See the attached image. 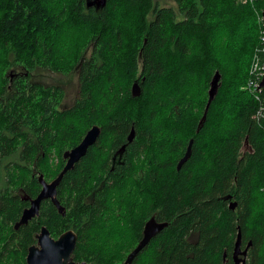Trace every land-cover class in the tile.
Here are the masks:
<instances>
[{"label": "trees", "instance_id": "obj_1", "mask_svg": "<svg viewBox=\"0 0 264 264\" xmlns=\"http://www.w3.org/2000/svg\"><path fill=\"white\" fill-rule=\"evenodd\" d=\"M173 1L175 7L106 0L96 8L86 0H0V177H6L0 181L36 196L37 176L54 179L64 151L92 125L101 128L57 187L63 205L74 202L71 215L61 216L46 200L39 216L16 231L27 203L11 188L0 195L7 263L25 257L45 226L54 236L77 233L76 262L121 264L133 249L132 166L144 154L159 201L153 212L168 226L131 264H235L238 231L243 245L251 242L244 264H264V115L256 98L264 91L241 89L254 51L264 59L258 44L264 0ZM17 66L28 75L36 66L76 71L73 104L58 109L59 85L28 75L8 79L7 69ZM216 71L220 86L197 131ZM132 127L138 143L136 137L127 143ZM190 138L191 155L177 169ZM91 192L93 201L84 204ZM190 230L199 234L194 244L186 239Z\"/></svg>", "mask_w": 264, "mask_h": 264}, {"label": "water", "instance_id": "obj_2", "mask_svg": "<svg viewBox=\"0 0 264 264\" xmlns=\"http://www.w3.org/2000/svg\"><path fill=\"white\" fill-rule=\"evenodd\" d=\"M94 1L96 8L105 5L106 0H86V5H91ZM261 20L264 26V7L261 9ZM220 74L216 71L210 81L208 89V99L205 105L202 116L199 119L197 125V131L202 127L206 119L208 108L217 94L218 88L220 86ZM260 88L264 91V74L259 84ZM141 93L140 85L137 81H134L131 86V95L133 97L139 96ZM101 133V128L98 125H92L84 134L81 141L74 147L64 151L62 157L65 161L62 169L58 175L52 179L50 182L45 181L43 175L38 176V182L41 185V190L38 195L30 200V206L25 208L19 218V220L14 224V228L17 229L21 225H25L28 221L39 214L40 204L45 199H50L51 202L56 206L58 212L64 215V208L60 205L57 197L56 191L57 186L61 182L63 176L71 169L74 168L75 163H77L87 152L88 148L92 146L98 139ZM134 137V128L130 129L127 136V143H130ZM126 143V144H127ZM193 139L190 138L182 157L178 160L176 168L179 167L189 159L191 155ZM247 143V139H246ZM126 144L120 147V151H123ZM231 196L227 195L222 197L224 200H230ZM237 203L235 201H229V209H235ZM168 225L167 222H156L154 219L149 220L143 231V238L140 243L126 256L125 260L121 264H131L133 259L137 256L139 251L149 242V240L160 230ZM38 240V246L31 245L28 248V253L26 255V264H80L74 261L72 254L76 246L77 236L72 230L63 232L57 239H53L49 235V231L45 226H42L40 233L36 235ZM251 242L241 250V234L240 231L237 232V236L234 242L232 258L235 264H242L246 261V255ZM225 255V253H224ZM241 255L242 257L238 258Z\"/></svg>", "mask_w": 264, "mask_h": 264}, {"label": "flooded vegetation", "instance_id": "obj_3", "mask_svg": "<svg viewBox=\"0 0 264 264\" xmlns=\"http://www.w3.org/2000/svg\"><path fill=\"white\" fill-rule=\"evenodd\" d=\"M85 1V0H84ZM93 3L89 6H94L95 7V3L94 1H92ZM36 67H40V66H36ZM35 67V68H36ZM16 68H20L22 70H24V73L23 74H20V73H17L16 71ZM34 68V69H35ZM12 67L9 68V70L6 71V76L8 77V79L10 80H13L15 77H18V76H24V75H28V73L26 72L25 68H23L22 66H17V67H13V70L15 73L12 72ZM33 69V70H34ZM32 70V71H33ZM32 71L29 73L28 77L29 79L33 76L32 74ZM31 81V80H30ZM34 82V81H32ZM34 83H38V84H41L39 82H34ZM43 85V84H42ZM45 86H50V85H45ZM1 99V98H0ZM135 133H134V137H133V140L135 139ZM136 141L138 143L139 141V137H136ZM185 151V150H184ZM183 151V153H184ZM182 153V155H183ZM182 155H180L176 161V165H177V162L178 160L182 157ZM64 160V159H63ZM65 163V161H64ZM151 161L150 159L146 158L145 159V156L144 154L141 155V157L139 159L134 158V163H133V166H132V175L130 177L131 179V190H132V199H131V205H132V209H133V217H132V224H133V232H132V240H131V245H132V248L134 249L139 243L140 241L142 240L143 238V231H144V227L146 225V223L151 220V219H154L156 222H167L163 219L160 218L159 214H158V210L155 209V211L153 212V208L155 206H157V204L159 203V201H157V198H154L156 195L153 194L151 192V182L155 179L152 177V171H151ZM39 176V175H38ZM38 176H37V180H38ZM44 178V177H43ZM6 179V177H0V180H4ZM45 179V178H44ZM52 179H45V181L47 182H50ZM39 184V191L41 190V185L40 183L38 182ZM58 187V186H57ZM11 188V193L13 195H18L20 196V198L22 199V201H25L27 204L22 208L21 210V213H20V216L23 212V210L27 207L30 206V200L31 199H34L36 196L34 197H31L29 196L28 194H26L20 187L17 188L16 186H14L13 184H11V186L9 184H7L6 181H0V195L2 193H7L8 192V189ZM17 188V189H16ZM57 192V191H56ZM88 196L85 195L84 198H82V201L84 204H89L90 202L93 201V192L91 193H87ZM72 192H70V197L72 196ZM56 197H57V193H56ZM68 197V196H66ZM58 199V197H57ZM73 199V198H72ZM48 200L53 206L54 208L56 209L57 213L58 212V209L56 208V206L51 202L50 199H45L43 201H46ZM42 201V202H43ZM60 205L64 208V215L60 214L61 216H65L66 215V211H68L71 215V212H72V209L74 206V202H70L69 204V207L67 208L65 205H63L60 200L58 199ZM41 202V204H42ZM0 204H1V199H0ZM41 204H40V207H41ZM39 213H40V208H39ZM19 216V218H20ZM39 216V214H38ZM37 217V216H35ZM34 217V218H35ZM19 218L14 222V224L19 220ZM32 219H30L29 221H31ZM28 221V222H29ZM23 226V225H21ZM21 226H19L17 229L14 228V225H13V228L17 231ZM168 226V225H167ZM166 226V227H167ZM163 228L162 230H160L159 232H157L150 240L149 242L142 248L144 249L145 247H149V245L152 244V241L154 240L155 243H157V237L158 235L164 230L166 229ZM41 229V228H40ZM68 230H72L76 236H77V240H78V235L77 233L72 229H66L65 231H68ZM49 231V230H48ZM40 233V230L36 233H34L33 235V239L34 241L28 246V248L31 246V245H36L39 247L38 245V240H37V237L36 235H38ZM49 235L51 238H53L54 240L57 239L61 234L57 235V236H54L53 234H51L49 232ZM198 232L196 230H190L188 235L186 236V239L188 242L190 243H196L197 240H198ZM9 241V238L8 236L5 237L4 241L0 242V263L4 264V263H7L8 260H9V255L7 253H4V243H7ZM77 243V241H76ZM246 245H243L242 244V241H241V250H243L245 248ZM76 247V246H75ZM14 248H17V246H15ZM28 248H27V251H26V255L28 253ZM132 249V250H133ZM142 249L139 251V253L142 251ZM233 251V249H232ZM74 252V251H73ZM248 252V251H247ZM20 254L22 252H19ZM138 253V254H139ZM137 254V255H138ZM26 255L25 257L23 255L20 256V258H17L16 259V262L14 261L13 264H19L21 262V264H26ZM226 255V253H225ZM223 255V256H225ZM73 257V256H72ZM231 257H232V252H231ZM242 257L241 255L238 256V258ZM246 258H247V255H246ZM74 259V258H73ZM233 259V258H232ZM75 261V260H74ZM234 261V260H233ZM76 262V261H75ZM79 263V262H77ZM7 264H11V263H7ZM80 264H84V263H80ZM239 264H242L241 262H239Z\"/></svg>", "mask_w": 264, "mask_h": 264}, {"label": "rangeland", "instance_id": "obj_4", "mask_svg": "<svg viewBox=\"0 0 264 264\" xmlns=\"http://www.w3.org/2000/svg\"><path fill=\"white\" fill-rule=\"evenodd\" d=\"M159 5H166V6H173L175 7V2L173 0H157ZM252 1V0H247ZM246 2V1H243ZM261 17V12H260ZM262 21V20H261ZM263 24V23H262ZM263 42L264 43V28H262L258 33V44ZM256 53L257 51L253 53L250 66H249V78L247 79L246 83L241 87V89L247 90L250 93H253V91L248 86L249 79L253 76V71L255 69L256 64ZM9 70V68L7 69ZM12 72H14L12 67ZM17 73L23 74L24 70L20 68H16ZM33 76L30 78L31 81H36L41 84L45 85H59L62 87L64 91V95L61 99L60 105L58 106V109H66L69 108L75 98L78 94V73L76 71H69V72H61V71H50L48 69L42 68V67H36L32 71ZM115 215H118L116 212Z\"/></svg>", "mask_w": 264, "mask_h": 264}, {"label": "built area", "instance_id": "obj_5", "mask_svg": "<svg viewBox=\"0 0 264 264\" xmlns=\"http://www.w3.org/2000/svg\"><path fill=\"white\" fill-rule=\"evenodd\" d=\"M241 1H246V0H241ZM263 51H264V48H263ZM253 72H254L253 76L248 81V86L253 91V93L256 95L257 91L258 92L263 91L260 88L259 84L264 74V59H261L259 53H256V64H255V69ZM256 98L262 102L261 111L264 115V95L259 96V94H257Z\"/></svg>", "mask_w": 264, "mask_h": 264}]
</instances>
